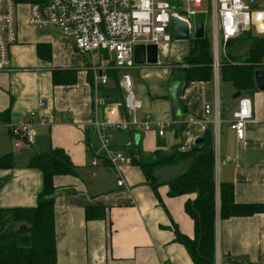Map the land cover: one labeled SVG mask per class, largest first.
Masks as SVG:
<instances>
[{
	"label": "crops",
	"instance_id": "obj_1",
	"mask_svg": "<svg viewBox=\"0 0 264 264\" xmlns=\"http://www.w3.org/2000/svg\"><path fill=\"white\" fill-rule=\"evenodd\" d=\"M23 5V11L17 10L18 42L10 49V68L0 71V115L7 114V121L0 120V157L12 154L14 158L12 169H0V210L35 207L43 189V174L30 168L29 162L36 154L63 149L77 173L55 179L57 264H194L185 246L177 242V233L194 238V220L185 206L197 195L170 196L169 185L162 184L156 193L134 164L119 167L125 181L121 188L115 169L101 162L97 167L91 165L99 141L92 127L96 110L90 58L59 29L30 26V9ZM159 61L136 70L145 72L157 66L167 72ZM56 71H74L75 83L55 85ZM172 79L177 86L175 96L174 86L170 96L166 90L152 87L156 95L153 100L138 93L144 104L142 112L156 121L181 115L205 117V106L214 103L218 95L220 98L214 71L210 82L186 86L184 79L178 83L180 75ZM112 84L111 80L110 87ZM234 92L238 93L236 89ZM240 98H249L253 104V118L246 125L243 140L229 128ZM240 98L228 104L220 98L221 164L216 182L218 187L222 182L233 185L237 204L264 206V92L256 87L241 92ZM31 114L37 135L30 146L17 149L7 124L26 120ZM143 138L154 144L151 150H143L146 155L159 148L169 151L178 143L172 135L161 139L156 132L136 136L134 141L141 147ZM132 142L130 134L115 136L117 148L127 151ZM108 170L117 175L116 185L105 177ZM219 205L218 198L216 264H264V210L221 221ZM87 208H101L102 217L87 221Z\"/></svg>",
	"mask_w": 264,
	"mask_h": 264
},
{
	"label": "built area",
	"instance_id": "obj_2",
	"mask_svg": "<svg viewBox=\"0 0 264 264\" xmlns=\"http://www.w3.org/2000/svg\"><path fill=\"white\" fill-rule=\"evenodd\" d=\"M27 4L30 26L59 29L73 40L80 53L90 58L96 110L92 127L99 141L98 152L90 162L93 167L101 162L115 169L119 175L118 186L123 188L125 181L119 167L132 165L133 157L116 147L117 133L132 135L131 146L139 143L134 139L141 134L156 132L161 139H167L170 134L178 141L179 151L186 152L211 130L215 172L218 173L222 126L219 95L214 103L205 106V117L181 115L165 121L154 120L142 112L144 104L134 92L133 73L139 67L134 61L135 47L155 45L159 59L167 58L172 51L174 19L185 21L193 37L196 28L191 18L205 13V7L209 8L211 18L204 24L211 37L218 93L220 48L223 46L225 50L228 43L235 42L246 32L264 39V0H35ZM20 5L16 0H0V71L10 68V49L18 42L16 18ZM112 70L120 72L121 101L108 96L111 82L108 73ZM252 118L251 99L240 98L239 107L229 121V128L238 140L244 139L246 125ZM7 125L17 149L24 144L30 146L37 135L33 114L26 120ZM180 128H183L182 135L176 138V130Z\"/></svg>",
	"mask_w": 264,
	"mask_h": 264
},
{
	"label": "trees",
	"instance_id": "obj_3",
	"mask_svg": "<svg viewBox=\"0 0 264 264\" xmlns=\"http://www.w3.org/2000/svg\"><path fill=\"white\" fill-rule=\"evenodd\" d=\"M32 1L35 0H16L18 4ZM250 33L244 34L246 36L244 41L250 42L247 58L239 61L227 53L226 57L230 59H223L220 65L221 80L231 83L237 92L256 90L254 73L263 68L264 39L254 37ZM193 42L194 45L185 57L187 68L183 70V78L186 86L213 80L214 55L209 29L206 28L203 39H194ZM108 74L113 82L107 90L108 96L121 101L123 94L118 86L120 72L112 70ZM75 81L74 71H56L53 76L55 85L73 84ZM0 120L7 121V114L0 115ZM182 132L183 128L177 129L176 138L181 137ZM202 139L201 144L192 146L186 152H180L179 144L176 143L172 144L169 151L159 148L149 155L144 154L138 144L128 148L127 152L133 157V164L140 167L156 193L160 186L159 180L155 177L157 169L179 165L186 167L185 173L169 185L170 196L197 195L194 201H187L185 206L187 214L194 220L195 233L194 238H190L178 232L177 242L185 246L194 264H216L218 198L221 221L260 213L264 206L237 204L232 184L222 182L218 187L212 131L208 130ZM161 144L164 146V141H161ZM13 166L12 154L0 157V169L8 170ZM29 167L42 172L43 189L35 207L0 210V264H57L58 261L55 179L60 176L76 175L77 168L63 149L36 154L30 160ZM101 211V208H87L86 220L101 218L103 214Z\"/></svg>",
	"mask_w": 264,
	"mask_h": 264
},
{
	"label": "rangeland",
	"instance_id": "obj_4",
	"mask_svg": "<svg viewBox=\"0 0 264 264\" xmlns=\"http://www.w3.org/2000/svg\"><path fill=\"white\" fill-rule=\"evenodd\" d=\"M23 8H25V5L18 6L19 11H21ZM205 13L198 14L195 17L191 18V24L193 25V28L195 29L197 24L205 22L207 25L211 18V13L209 11V8L205 7ZM23 11V10H22ZM207 27V26H206ZM246 34V33H244ZM244 34L241 37L236 40L235 42H232L228 47H225V50L223 46L220 48V59L223 61V59H227L226 55L231 54L232 56H235L238 58L239 61H244L249 52L250 42L244 41L245 37ZM252 36V32L250 33ZM194 40V39H193ZM193 40L191 41H174L172 42V51L170 55L167 58H164L163 56L160 57V59L163 61L162 65L166 66L168 69L167 72L165 70H159L157 66H152V70L143 71L142 70H136L134 72V92L138 96V93L141 92L142 96L144 98H151L152 100L155 99L156 96L155 93L152 91V87L157 86L162 89V91L166 92L167 96H170V90L171 88L176 84V81H173V75L174 79L176 76L181 77V81H179V84L183 83V70L187 68V64L185 61V57L189 53L191 47L194 45ZM225 51V52H224ZM226 57V58H225ZM220 60V61H221ZM142 67V66H139ZM149 69L151 66H148ZM142 72L141 76L139 75V72ZM146 72L150 73V76L144 75ZM179 74V75H178ZM136 79V80H135ZM170 87V88H169ZM235 88L231 83L223 82L221 79L219 81V94L221 101L225 104L232 103L233 102V96L235 95L234 92ZM152 146L154 144L152 141L146 142V139L143 138L142 145L140 147L141 151L144 152L145 150H151ZM156 146V143H155ZM144 150V151H143ZM105 177L108 179L109 183L112 185H116V179L117 175L114 171L108 170V173H106Z\"/></svg>",
	"mask_w": 264,
	"mask_h": 264
},
{
	"label": "water",
	"instance_id": "obj_5",
	"mask_svg": "<svg viewBox=\"0 0 264 264\" xmlns=\"http://www.w3.org/2000/svg\"><path fill=\"white\" fill-rule=\"evenodd\" d=\"M205 37V24L199 23L196 26V30L194 36H191L189 25L179 19H174V26H173V40L174 41H191L193 39L200 40ZM134 61L135 64L138 66L143 65H157L159 63V50L158 47L155 45H138L135 47V54H134ZM255 84L258 90L264 92V68L258 69L254 73ZM177 86H174L172 90V95L175 96V91ZM241 97V92H238L234 99H238ZM203 142L202 138H199L196 141V144H201ZM186 171V167L179 165V166H166L160 169H157L155 172V177L159 180L160 184L162 185H170L172 184L179 176L184 174Z\"/></svg>",
	"mask_w": 264,
	"mask_h": 264
}]
</instances>
